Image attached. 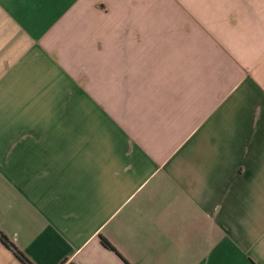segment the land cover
I'll return each instance as SVG.
<instances>
[{
    "label": "crops",
    "instance_id": "obj_1",
    "mask_svg": "<svg viewBox=\"0 0 264 264\" xmlns=\"http://www.w3.org/2000/svg\"><path fill=\"white\" fill-rule=\"evenodd\" d=\"M0 229L33 264H264V0H0Z\"/></svg>",
    "mask_w": 264,
    "mask_h": 264
},
{
    "label": "trees",
    "instance_id": "obj_2",
    "mask_svg": "<svg viewBox=\"0 0 264 264\" xmlns=\"http://www.w3.org/2000/svg\"><path fill=\"white\" fill-rule=\"evenodd\" d=\"M0 240L3 242L4 246L11 250L20 260L23 264H33L32 261L23 253L21 252L17 245L12 242L0 229ZM101 243L110 251H115V248L111 245V243L105 239L104 237H101Z\"/></svg>",
    "mask_w": 264,
    "mask_h": 264
}]
</instances>
